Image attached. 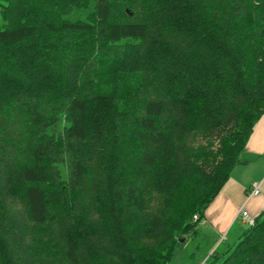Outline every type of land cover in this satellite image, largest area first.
I'll return each mask as SVG.
<instances>
[{"label":"trees","instance_id":"16d2710c","mask_svg":"<svg viewBox=\"0 0 264 264\" xmlns=\"http://www.w3.org/2000/svg\"><path fill=\"white\" fill-rule=\"evenodd\" d=\"M0 21V264H170L264 113V0H0ZM252 222L202 264H264Z\"/></svg>","mask_w":264,"mask_h":264},{"label":"crops","instance_id":"0c3cea01","mask_svg":"<svg viewBox=\"0 0 264 264\" xmlns=\"http://www.w3.org/2000/svg\"><path fill=\"white\" fill-rule=\"evenodd\" d=\"M243 159L245 161L231 168L227 179L197 220L198 231L212 240L206 253L218 245L215 246L222 235L231 230L241 232L242 224L247 225L248 219L253 221L264 213V113L252 127ZM253 183L259 185V193L248 197L247 191ZM241 208L247 211L244 218L239 213Z\"/></svg>","mask_w":264,"mask_h":264},{"label":"rangeland","instance_id":"374dc122","mask_svg":"<svg viewBox=\"0 0 264 264\" xmlns=\"http://www.w3.org/2000/svg\"><path fill=\"white\" fill-rule=\"evenodd\" d=\"M86 13V11H74L71 13V15L69 16L70 18H75V17H80L82 15H84ZM1 22V21H0ZM102 67V72L103 75H95L93 77V79H89L87 81H84V84L86 86H91L92 88H94V90H96L95 92L100 94V91L104 92V93H109V90H107V85H105V88L102 87L104 82L109 79V74L108 72L105 73L104 68H106V64L103 63L102 65H100ZM133 78H123L121 80L122 86H127L129 84H131V80ZM135 80V79H134ZM95 144H97L96 148H99V150H101L104 147V141L102 136H97V139H95ZM64 166H66V164H64ZM88 166L92 167V163H89ZM14 201L10 202L12 204H15V202L18 201V198H13ZM59 201L62 204H65L66 202V197L65 195L60 192L59 195ZM73 204H76V212L77 216L81 214V211L83 210V207H85V201L84 199H81V196L77 195L75 193V195H73ZM69 208V206H67ZM63 209L64 207H53L52 210H50L48 216V220L46 222V224H48L50 226V228L52 229V232H56L60 222L63 220V217L65 214H63ZM244 209V208H243ZM245 210V209H244ZM246 211V210H245ZM247 213V211H246ZM196 215V214H195ZM197 218V217H196ZM193 219H194V215H193ZM250 219H248V223L249 224ZM253 223L252 221L250 222V224ZM245 224H242L241 227L244 226V228L247 226ZM243 228V230H244ZM51 230V229H50ZM243 230L241 232H236L235 230H231L229 233H226L224 235H222L219 239V242H217L215 244V246L218 244V246L216 247L217 250H221L223 249L226 245L232 244L235 241H237L240 236L243 233ZM235 231V232H234ZM202 232V231H201ZM200 231H198V235L197 236H193V238L188 239L185 243V245L179 250V254L177 255V258H175L170 264H202L206 258L208 257V255L214 250L212 249L211 252H208V248L211 247V239L210 237L206 236V234L202 235ZM203 233V232H202ZM208 254V255H207ZM204 255H207L204 257Z\"/></svg>","mask_w":264,"mask_h":264},{"label":"built area","instance_id":"2783aa9c","mask_svg":"<svg viewBox=\"0 0 264 264\" xmlns=\"http://www.w3.org/2000/svg\"><path fill=\"white\" fill-rule=\"evenodd\" d=\"M258 193H259V185L257 183H253L251 185V187L247 191V196L251 197V196L257 195ZM239 213H240V216L243 217V218L247 216V213H246V211L243 208H241L239 210ZM196 217L197 216L194 215V219H196ZM250 222H251V220L249 221V223Z\"/></svg>","mask_w":264,"mask_h":264}]
</instances>
